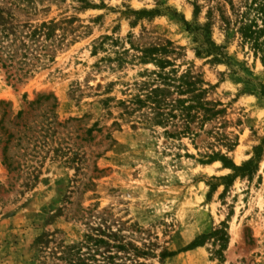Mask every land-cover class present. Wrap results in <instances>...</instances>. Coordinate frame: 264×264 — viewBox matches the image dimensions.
<instances>
[{
    "label": "rangeland",
    "instance_id": "obj_1",
    "mask_svg": "<svg viewBox=\"0 0 264 264\" xmlns=\"http://www.w3.org/2000/svg\"><path fill=\"white\" fill-rule=\"evenodd\" d=\"M245 2L0 0V264H70L67 245L95 264H264V58L238 33ZM180 16L227 63L197 56ZM152 49L220 112L198 137L147 123ZM213 152L255 168L200 163Z\"/></svg>",
    "mask_w": 264,
    "mask_h": 264
},
{
    "label": "trees",
    "instance_id": "obj_2",
    "mask_svg": "<svg viewBox=\"0 0 264 264\" xmlns=\"http://www.w3.org/2000/svg\"><path fill=\"white\" fill-rule=\"evenodd\" d=\"M245 10L240 16L238 33L243 42L264 58V0H245ZM146 12H137L142 15ZM179 15V14H176ZM182 23L188 31L197 34V40H200V49L197 50V56L208 57L213 56L214 61L227 63L229 59L225 46L216 45L211 39L210 27L191 28L182 16ZM168 52L167 49H160ZM155 49L144 51L145 56L143 61L148 60L154 62L159 67V72H153L155 79L159 82V86L150 88L144 94V99L138 98L139 104L150 109L152 118L146 120L147 123H155L160 126L168 125L173 120H177L181 125V129L176 133L178 136L190 135L193 138L198 137L199 132L192 128V124L196 121L204 124L215 118L220 112L216 107H210V104L204 101L206 90L200 85L204 84L203 80L196 79L190 72L178 75L177 70L172 68L166 72V68L174 67L171 61L157 59L154 57ZM170 87V88H168ZM172 88V89H171ZM169 95H177L179 97L170 99ZM187 96V97H183ZM203 127V125H202ZM201 130V129H199ZM167 133V132H166ZM174 134H169V136ZM225 143L228 150H232L233 143L228 140ZM260 148L255 151V156H259ZM215 161H220L223 167L229 168L237 175H249L255 168L254 160L247 161L240 166H236L226 155L219 152H213L207 156L206 161H200L202 164H210ZM221 236L220 240L224 241ZM100 242V241H99ZM198 242L192 243L189 247L198 246ZM61 256L58 259H66L70 264H95V257L89 252L81 253V248L76 245H67L60 251ZM64 255V256H62ZM85 255V256H83ZM113 259V256H109ZM116 264V263H115Z\"/></svg>",
    "mask_w": 264,
    "mask_h": 264
}]
</instances>
